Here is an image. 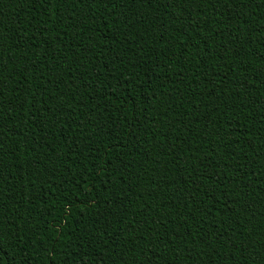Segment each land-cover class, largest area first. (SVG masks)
I'll return each mask as SVG.
<instances>
[{
  "label": "trees",
  "instance_id": "16d2710c",
  "mask_svg": "<svg viewBox=\"0 0 264 264\" xmlns=\"http://www.w3.org/2000/svg\"><path fill=\"white\" fill-rule=\"evenodd\" d=\"M0 264H264V0H0Z\"/></svg>",
  "mask_w": 264,
  "mask_h": 264
}]
</instances>
